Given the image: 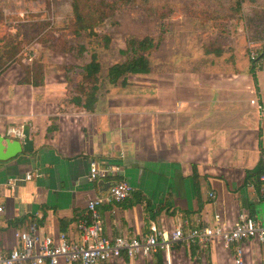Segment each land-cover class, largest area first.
I'll return each instance as SVG.
<instances>
[{
	"label": "crops",
	"instance_id": "obj_1",
	"mask_svg": "<svg viewBox=\"0 0 264 264\" xmlns=\"http://www.w3.org/2000/svg\"><path fill=\"white\" fill-rule=\"evenodd\" d=\"M212 54L219 57L210 68L144 77L151 70L128 75L125 84L104 83L93 111L72 100L58 68L46 70L41 86L20 84V67L6 69L0 75V135L28 125L34 150L0 161L4 251L17 247L16 232L33 222L41 236L65 233L79 241L88 201L109 190L101 191L100 181L127 180L135 189L122 203L100 205L103 237L144 236L152 226L171 233L180 220L194 227L213 225L217 217L230 227L241 213L263 222L259 188L246 172L264 146V59L255 83L250 57ZM92 161L118 171L90 182ZM242 253V264H264V242L248 240ZM102 264L237 263L234 249L222 243L205 250L178 241L169 250L135 258L123 253Z\"/></svg>",
	"mask_w": 264,
	"mask_h": 264
},
{
	"label": "rangeland",
	"instance_id": "obj_2",
	"mask_svg": "<svg viewBox=\"0 0 264 264\" xmlns=\"http://www.w3.org/2000/svg\"><path fill=\"white\" fill-rule=\"evenodd\" d=\"M235 1L118 0L120 6L98 28L101 35L110 37L107 47L105 39L97 43L70 31L72 0H0V51L12 39L22 50L17 62L8 68L20 67V79L25 75L24 66L41 59L44 72L58 68L54 72L65 73L70 91L82 80L91 49L98 52L102 74L106 75L111 65L126 59L121 50L133 37L160 40L149 57L153 74L144 77L168 70L210 68L211 61L219 57L213 50L224 51L223 58L241 51L248 60L264 40V0H246L241 10L235 9ZM80 45L87 47L82 56L77 54ZM67 46L74 49L62 52Z\"/></svg>",
	"mask_w": 264,
	"mask_h": 264
},
{
	"label": "built area",
	"instance_id": "obj_3",
	"mask_svg": "<svg viewBox=\"0 0 264 264\" xmlns=\"http://www.w3.org/2000/svg\"><path fill=\"white\" fill-rule=\"evenodd\" d=\"M256 57L257 53L250 54L251 59ZM117 171L118 168L112 166L100 168L96 161H92L88 180L94 182L113 176ZM30 177L27 175L25 179ZM17 180L22 179H14L13 184ZM260 180L262 184L258 190L264 203V175ZM134 191V187L127 180H114L111 181L106 195L90 199L87 204L88 214L79 220V241L70 240L65 233H61L57 239L51 235L41 236L37 223L33 222L28 230L16 232L18 246L4 251L0 232V264H60L62 260L66 264H102L119 258L123 253L135 258L150 255L159 247L169 250L173 243L178 241L205 250L214 242L222 243L234 249L236 263L242 264V244L252 239L264 242V221L261 222L247 213L239 214L236 222L230 227L220 222L217 217L218 221L213 225L194 227H188L187 222L180 220L171 233L152 226L150 233L144 236H118L114 239L103 237L102 220L98 214L100 205L122 203L128 200ZM210 196H214V193L211 192ZM3 210V206H0V212Z\"/></svg>",
	"mask_w": 264,
	"mask_h": 264
},
{
	"label": "trees",
	"instance_id": "obj_4",
	"mask_svg": "<svg viewBox=\"0 0 264 264\" xmlns=\"http://www.w3.org/2000/svg\"><path fill=\"white\" fill-rule=\"evenodd\" d=\"M245 1L236 0L234 2L235 9L241 10ZM119 2L123 3L125 0H119ZM130 2H136V0H130ZM118 6H120L118 5V0H72L73 13L68 28L75 35H86L87 37L94 38L97 43L100 42V39H105L106 46L108 47L110 37L106 34L101 35L98 32V28L106 22L109 15ZM0 18H2L1 15ZM159 45L160 40H156L151 36H145L141 39L130 38L126 43V48L121 50L126 59L111 65L106 75L102 74V65L98 52L91 49L90 61L82 68V80L76 84L72 91H70V88L68 89L69 95L76 104L88 111H93L94 105L98 100V94L104 83L116 85L121 82L125 84L128 75L149 73L151 71L149 57ZM73 49V47L67 46L62 52H71ZM21 50L22 47L12 39L4 44L3 50L0 51V75L11 64L17 62L18 54ZM86 51L87 47L80 45L77 54L78 56H82ZM207 53H210V51L207 50ZM263 59L264 40L257 51V57L251 59L250 71L255 83H257L256 72L261 68ZM44 68L45 65L41 59H36L34 62L24 66L25 75L19 80V83L32 86L43 85L45 82ZM262 175H264V146L261 148V157L257 165L246 172L247 181L254 184L257 188H260L262 184L260 180ZM193 250L195 249L193 248Z\"/></svg>",
	"mask_w": 264,
	"mask_h": 264
},
{
	"label": "water",
	"instance_id": "obj_5",
	"mask_svg": "<svg viewBox=\"0 0 264 264\" xmlns=\"http://www.w3.org/2000/svg\"><path fill=\"white\" fill-rule=\"evenodd\" d=\"M34 150V141L30 136V127L24 125L19 131H8L6 135H0V161H7L19 154L31 153ZM101 191H107L111 183L100 181Z\"/></svg>",
	"mask_w": 264,
	"mask_h": 264
}]
</instances>
